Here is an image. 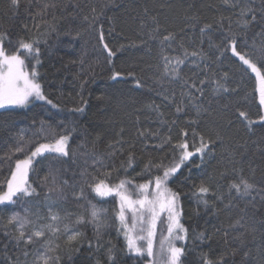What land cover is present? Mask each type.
<instances>
[{
    "label": "trees",
    "instance_id": "trees-1",
    "mask_svg": "<svg viewBox=\"0 0 264 264\" xmlns=\"http://www.w3.org/2000/svg\"><path fill=\"white\" fill-rule=\"evenodd\" d=\"M45 3H56L57 7L38 15ZM252 6L259 9L261 0H254ZM93 8L98 19L90 24ZM221 15L231 17L232 29L240 30L235 23L238 8L226 5L223 0H19L15 8L11 0H0V31L6 32L13 44L20 38L40 41L36 79L47 98L57 105L53 108L45 101H33L25 107L0 109V161L15 145L20 132L31 137L41 122L57 133L72 129L65 133L70 136L68 157L45 153L42 159L37 157L33 162L28 180L39 194L0 205V264H25L24 246L17 248L5 235L6 231L14 230L6 227L7 218L12 213L26 217L29 223L25 231L30 232L50 222L49 209L60 217L57 222L60 232L48 237L59 245L52 253L60 257L58 264H97V261L110 264L106 256L108 247L114 249V264H146V253L139 256L127 249L115 216L119 198L115 194L98 196L89 185L98 180L115 185L125 178L136 184L146 183L161 173L152 169L151 174H143L144 165L149 159L159 162L161 156L170 152L169 146L163 151L156 149L161 138L170 135L172 143H176L182 129L191 134L193 128L206 138L211 135L215 143L206 150L203 159L199 153L195 154L168 182V187L180 194L182 222L188 229L181 264H201V255L205 253L215 260L233 249L235 254L227 255L224 264H264V201L257 196L249 203L251 197H239L234 190L229 194L228 187L232 181L238 183L242 175L264 189V122L259 119L264 110L259 103L255 74L246 71V66L230 51L221 56L217 48L209 47L210 43L221 44L226 34L215 23ZM206 23L213 28L202 36L200 29ZM101 28L103 41L99 38ZM156 28L159 31H153ZM224 28H228L227 19ZM259 30V24L248 29L250 44L253 37L260 43V37L255 35ZM169 32L176 39L163 45L165 54L184 59V48L189 52L202 49L205 54L203 59L191 56L185 59L180 66V79L176 80L162 76L160 38ZM103 43L116 52L111 63ZM4 46L9 54L15 51L7 40ZM20 54L25 56L24 71L31 74L34 60L28 59L23 51ZM114 72H120L121 76L111 79ZM185 80L189 83L205 80L203 95L193 93L197 97L195 103L201 106L199 114L187 95L182 94L188 91ZM83 81L87 83L82 89ZM216 81L225 84L227 91H214ZM81 97L87 101L86 105L81 104ZM177 105L184 111L177 113ZM78 107H84V111L74 113L72 110ZM238 109L254 121L251 130L247 121L238 116ZM138 130L144 131L145 136L140 137ZM217 132L222 139L216 140ZM120 138L125 142V152L109 157V143ZM34 141L48 142L51 137L48 140L35 137ZM129 143L134 144L132 151L137 159L125 172L121 164L126 160ZM189 150L194 151L191 138ZM24 157L25 154L17 153L11 163H0V192L6 190L5 182L11 178L15 160ZM95 157H102L106 167L93 166ZM170 161L168 155L165 163ZM49 169L55 183L51 176L44 181ZM106 171L111 172L108 178L104 175ZM201 180L210 189L203 197L208 201L207 207L200 202V196L194 195ZM48 188L53 191L49 193ZM128 188L136 198L135 189L131 185ZM221 195L223 201L216 199ZM92 205L102 210L103 246L99 249L88 245L89 240L93 245L96 243L92 225L75 223L77 217L90 219ZM237 220L244 227H231ZM65 226L78 229L84 237L69 245L65 242ZM253 227L256 231H252ZM166 231L167 219L162 217L156 224L154 255ZM200 233L205 234L204 240L199 238ZM241 234L242 243L237 239ZM42 243L29 246L27 264H32Z\"/></svg>",
    "mask_w": 264,
    "mask_h": 264
},
{
    "label": "snow or ice",
    "instance_id": "snow-or-ice-1",
    "mask_svg": "<svg viewBox=\"0 0 264 264\" xmlns=\"http://www.w3.org/2000/svg\"><path fill=\"white\" fill-rule=\"evenodd\" d=\"M223 2L230 7L238 8V16L235 23L237 29L240 30L234 31L232 29L231 25L233 21L231 17L219 16L215 23L219 25V28L226 34L223 36L221 44L214 45L210 43L209 47L217 48L221 56H223L225 52L230 51L235 58H238L239 62H242V66H246V71L250 70L251 73L255 74V79L259 83V103L260 105H264V0H261V7L259 9L252 6L254 0H223ZM11 4L14 8L18 7L19 0H11ZM56 7V3H45L37 14L44 15L49 8L54 9ZM92 12L93 18L90 24L95 23L96 19H98L95 8L92 9ZM258 12L260 17L259 20L257 19ZM53 18L55 19V17ZM87 19L88 17H85V20ZM154 19L153 17V20ZM226 19L228 20L227 29L224 28V21ZM255 24L260 25V30L255 34L260 37V43L257 44L255 37H253L250 44L248 41V29ZM25 28L27 29L26 25ZM212 28L213 25L211 23L204 24L200 29L201 35L207 34ZM153 31H159V28ZM99 38L101 41L104 39L102 28L99 30ZM175 39L176 36L172 32L160 38L161 60L163 62L162 76L168 77L171 80L180 79V66L184 64L185 59L189 56L200 57L201 59L205 56L202 49L189 52L186 48H184L182 52L184 59H181L180 56L172 57L165 54L163 45ZM6 40L15 49L12 54H9L4 46ZM209 40H211V37H209ZM39 43L40 41L36 39L29 42L20 38L13 44L8 38L7 33L0 31V108L6 105L26 106L30 100L45 101L53 108L57 107V105L53 104L52 101L44 95L41 84L36 81L37 73L35 71V66L40 64L39 57L41 53L40 47L38 46ZM103 48L106 50L108 60L111 63V59L116 56V52H114L107 43H103ZM181 48H183V42H181ZM21 51L25 53L28 59L35 61L31 74L24 71L25 56L20 54ZM224 75L227 77V73ZM119 76H121L120 72H114L110 78L116 79ZM84 83H87V81L82 82V89ZM136 83L138 86L140 85L139 80H137ZM215 83L216 88L214 91H227L225 84L220 83V81H216ZM198 84L200 87L197 86ZM204 84L205 80L193 81L191 83L187 80L184 81V85L188 88V91L182 94L187 95L189 100L192 101L197 114L201 111V106L195 103L197 97L194 96L193 93H199L202 96ZM86 103L87 101L83 100V97H81V104L86 105ZM156 108L159 109V106L157 105ZM72 111L74 113L83 112L84 107H78ZM182 111H184V108L177 105L176 112L180 113ZM237 112L239 117L247 121V126L249 130H251V125L254 121L249 119L246 112L240 111L239 109ZM160 115L163 116V113H160ZM259 119L264 122V114H261ZM33 123H35V121H33ZM172 123H175V121ZM186 123L195 124L196 122L187 121ZM70 131H72V129L65 128L62 132L57 133L55 130L51 129L50 126L46 129L44 123L41 122L40 128L36 132H33L31 137H26L23 132L18 134L15 145L9 148V151L5 154L3 161H0V163L4 161L11 163L13 157L17 153L25 154L26 158L23 160H15L14 171L10 173L11 178L5 182L6 191L0 192V205L6 204V202L15 203L17 200L39 194L28 180L29 171L33 170V161L37 157L42 159L45 153L56 154L60 158L68 157L70 136L65 133H69ZM138 135L144 137L145 132L138 130ZM151 135L158 134L151 133ZM215 136L216 140L222 139L218 132ZM35 137H40L44 140H48L49 137H51V142L39 143L38 141H34ZM190 138L194 151H189ZM197 138L199 142L198 147L196 146ZM172 139L170 135L162 137L161 143L155 146L156 149L158 151H163L165 146H169L170 152L166 153L165 156H161L159 162L149 159L144 165L143 174H151L152 169H155L161 173L160 175H154L146 183L141 184H136L133 180L125 178L119 179V182L115 185H110L106 183L105 180H98L89 185V187L91 191L95 192L98 196L104 197L115 194V196L119 197V210L115 216L120 222L121 231L124 232L128 251L134 252L139 256H143L145 253L149 257L153 256L156 224L161 213L166 212L168 235L160 241L162 259L165 264H181L182 257L185 255V250L183 247H178L176 241H186L188 238V229L180 222V217L182 215V208L179 203L180 194L169 188L168 182L195 154L199 153L201 159H203L206 150H209L210 145L214 144L215 140L212 139L211 135L206 138L204 134L196 132L195 128L192 129L191 134L187 129H182L180 132V139L176 143H172ZM124 143L122 138L110 142L108 147L111 151L108 153V156L114 157L117 152L123 154L125 152ZM32 145H35L34 148L31 147ZM26 146L29 147L26 149ZM133 147L134 144L129 143L126 160L121 164L125 172L127 168L132 167L137 159L136 154L132 151ZM144 147L147 148V145L145 144ZM168 155H171V161L165 163ZM96 165L106 167L102 157H95L93 159V166ZM233 171L235 172L236 170L233 169ZM81 175L84 176L86 173H82ZM104 175L108 178L111 176V172L106 171ZM50 176L52 177L53 183H55V177L52 176L51 169H49L48 176L44 177V181L47 182ZM64 183L66 184L67 181H64ZM129 185L135 189L136 195L138 196L137 199L132 198L131 193L128 191ZM45 186L47 185L45 184ZM228 187L229 194L234 190L239 197H251L249 203L255 201L257 196L260 197V200L264 201V189L258 188L257 185L250 183L247 179L243 178L242 175L238 183L232 181ZM150 188L153 189L151 192L149 191ZM52 191V188H48L49 193ZM209 192V187L201 180L199 186L196 187L194 195L200 196V202L207 207L208 201L203 199V197L208 195ZM254 192L255 195L253 194ZM80 197H83L82 188L80 190ZM216 199L223 201V196H217ZM101 211L102 210L97 209L95 205H92L89 213L90 219L85 220V218L81 216L77 217L75 221L77 225L87 223L92 225L96 243L93 245V241L89 240V248L95 247L99 249L103 246L100 235L101 229L104 227L103 221L101 220ZM126 211H130L132 214V226L128 225ZM145 216H147V219H145ZM137 218L141 225L139 232L144 233L143 235H133V233L137 231L135 227ZM48 219L50 221L48 224L41 225L30 232H26L25 226L29 223L26 217H21L19 213H12L7 218L6 227L11 226L14 230L6 231L5 235L9 237L10 242L14 243L17 248H19L20 245L24 246L22 254L25 257V264H27L29 246L35 245L40 241H43L41 245L42 250H37V255L32 261V264H58L60 257L58 255H52V253L59 248V245H54L48 237L49 235L56 236L60 232V228L57 226L60 217L49 209ZM237 225L244 227V225H240L239 220L231 227L235 228ZM63 231L66 237L65 242L69 245L73 242L78 243L80 239L84 237V233L76 228L69 229L65 226ZM252 231H256L255 227H253ZM225 235H227V233H225ZM242 237L243 234H241V237L237 238L241 240V243L243 242ZM199 238L204 240L206 238L205 234L200 233ZM207 238L211 239V237ZM137 241H143L145 246L141 247ZM113 253L114 249L112 247L106 249V256L110 264H114L115 258ZM229 254L234 255L235 250L233 249L231 252L226 251L215 260L209 258L207 253L202 254L201 264H224L225 257ZM245 255H247V253H245ZM16 264H18V262H16ZM97 264H99V261H97Z\"/></svg>",
    "mask_w": 264,
    "mask_h": 264
},
{
    "label": "rangeland",
    "instance_id": "rangeland-1",
    "mask_svg": "<svg viewBox=\"0 0 264 264\" xmlns=\"http://www.w3.org/2000/svg\"><path fill=\"white\" fill-rule=\"evenodd\" d=\"M34 64H35V61H34ZM37 68H38V65H36L35 66V71L37 70ZM36 81H37V79H36ZM38 82V81H37ZM39 83V82H38ZM44 93V92H43ZM45 95V94H44ZM46 96V95H45ZM33 101H37V100H30V102L26 105V106H28L30 103H32ZM263 106V110H264V105H262ZM5 107H25V106H16V105H6V106H4V107H2V108H5ZM2 108H0V109H2ZM51 141H48V142H43V143H50ZM189 151H191V150H189ZM26 157H24V158H22L21 160H23V159H25ZM35 161V160H34ZM33 161V162H34ZM30 183V182H29ZM107 183V182H106ZM109 184V183H108ZM110 185H112V184H110ZM129 189L130 188H128V191H129ZM153 189H151L150 188V192L152 191ZM6 191V190H5ZM132 195V194H131ZM119 198V197H118ZM132 198L133 199H137L138 198V196L136 197V198H134L133 197V195H132ZM179 203H180V200H179ZM126 216L128 217V225L129 226H132L133 225V218H132V214H131V212L130 211H126ZM39 217H43V215H39ZM162 217H165L166 219H167V213L165 212V213H161V215H160V217H159V219H161ZM145 219H147V216H145ZM158 219V220H159ZM180 222L183 224V222H182V215H181V217H180ZM184 225V224H183ZM135 227H136V229H137V231L136 232H134L133 233V235H143L144 233H140L139 232V228L141 227V225H140V223L138 222V218H137V222H136V224H135ZM121 234H122V236L124 237V240H125V242H126V239H125V236H124V232L123 231H121ZM168 235V233H167V231H166V233H165V235L163 236V238L165 237V236H167ZM138 242V244H140L141 243V241H137ZM185 242V241H184ZM184 242H180V241H176V245L178 246V247H183V244H184ZM127 243V242H126ZM155 245V244H154ZM140 246L141 247H144L145 245H144V242L142 243V244H140ZM153 250H154V248H153ZM154 257H155V259H154ZM156 260H157V262H156ZM146 264H165V262L163 261V259H162V255H161V252H160V247H159V249H157V251L155 252V255H154V251H153V256H151V257H149L148 256V261H147V263Z\"/></svg>",
    "mask_w": 264,
    "mask_h": 264
}]
</instances>
